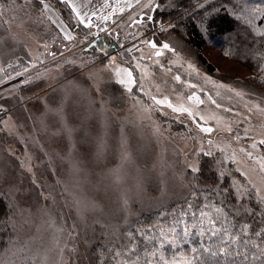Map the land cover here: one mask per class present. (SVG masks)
I'll return each instance as SVG.
<instances>
[{
    "label": "rangeland",
    "instance_id": "374dc122",
    "mask_svg": "<svg viewBox=\"0 0 264 264\" xmlns=\"http://www.w3.org/2000/svg\"><path fill=\"white\" fill-rule=\"evenodd\" d=\"M172 2L164 0L159 11H176ZM146 4L148 0L102 25L119 44L116 51L106 52L93 49L96 40L72 30L55 7L56 12L39 0H0V63L7 76L0 86V168L29 194L25 215L33 214L30 227L14 229L20 209L14 194L6 197L11 207L0 227H9V233L0 248V264H54L53 257H61L48 249L65 244L62 264H93L98 243L111 247L113 234L131 230L143 214L188 196L197 187V172L189 166L202 169L205 158L220 178H229L234 191L239 187L245 193L241 199L251 193L258 198L248 181L264 196L257 162L264 156L259 145L264 112L254 107L264 108V70L252 77L247 64L211 44L203 49L217 70L210 73L174 30L178 21L162 22ZM66 33L72 39H65ZM148 41L158 49L168 43L174 51L161 49L163 54L156 56ZM124 68L132 71L135 84L119 83L127 77L116 70ZM193 93L204 103L189 100ZM153 96L167 97L174 107L189 108L194 115L174 112ZM197 124L214 131L204 133ZM100 142L104 148L98 155ZM117 168L119 182L110 172ZM49 217L51 228L45 223ZM61 225L73 231L74 239L56 231ZM23 244L28 248L21 251ZM153 244L158 247L159 241ZM143 255L140 264L147 259L155 264V257Z\"/></svg>",
    "mask_w": 264,
    "mask_h": 264
},
{
    "label": "snow or ice",
    "instance_id": "6c2138e0",
    "mask_svg": "<svg viewBox=\"0 0 264 264\" xmlns=\"http://www.w3.org/2000/svg\"><path fill=\"white\" fill-rule=\"evenodd\" d=\"M39 2L44 8L49 7L48 4L44 3V0H39ZM62 2L75 12L80 24L88 28L94 26L92 24V17L87 16V13L82 14L74 0H62ZM137 2H139V0H137ZM206 3H208V0H202V2L201 0H197L192 7L203 8ZM162 6H164V0H159V2H157V0H148V4L145 5V7H151L152 10L155 11H159ZM169 6L177 7L179 5L177 0H173ZM117 8L120 12L124 11L119 5H117ZM235 8L238 9V11L234 10L233 12L228 13V15L236 21L243 22L244 24H251V20L246 15L249 12L253 16L257 14L264 15V9H250L246 0H235ZM213 11L219 13V9H213ZM92 15L95 16L96 13L93 12ZM85 17H87V20H85ZM109 18L110 16L100 17V19L105 21ZM146 19L154 20L155 18L147 16ZM168 27H174V25L169 24ZM101 31H104V29L101 28ZM208 31L209 29L206 28L205 32ZM256 31L258 35L264 36V31L259 29ZM234 32L241 37L243 42V33L236 29H234ZM65 39L70 40L72 37L66 33ZM147 43L151 48L157 49L155 52L156 56H161L163 54L161 49L174 51L168 43H163L162 46H160V49H158L157 43L154 41H148ZM128 51H132V49H128ZM225 54L227 55L228 53ZM112 62H115V57L112 58ZM137 67H139V65H137ZM2 70L3 69H0V71ZM116 71L118 75L123 72L127 77L126 80H119L120 84L132 85L137 82L130 69L124 68L117 69ZM9 79H11V77H9ZM175 79L179 81L180 77L176 76ZM0 83H3V81H0ZM221 87L227 86L221 85ZM128 91H132L131 87L128 88ZM229 91L234 92L236 96L243 95V93L234 89H229ZM217 95H219V93H217ZM152 99L157 104L167 103V106L172 108L174 112L187 113L189 117H193L194 115L189 108L183 106L174 107L172 103L167 100V97L158 100L153 96ZM188 99L195 100L198 104L204 103V101L195 93L188 96ZM209 100H211L213 104H216V101L213 100L211 96H209ZM216 106L220 107L219 104H216ZM254 107L261 112H264V108L259 104ZM249 110L251 111L252 109L250 108ZM228 111H231V109H228ZM201 119H203V117H201ZM197 127H199L204 133H211L214 131L212 127L200 124H197ZM227 130L231 131V126H228ZM123 142L124 141H122V143ZM209 143H211V141H209ZM259 145L264 146V139L259 141ZM252 147L256 148L257 144L253 143ZM103 148V142L98 143V155L102 154ZM241 151L245 150L242 148ZM208 154L211 155V153ZM246 154L250 158L253 156V153L250 151ZM124 155L125 159H128L126 152ZM232 159L234 160V157H232ZM257 162L259 165V172L262 174L261 179H264V156L259 157ZM72 166L79 171V161L74 160ZM189 167L193 172L199 171V169L195 167ZM110 172L115 176L116 182H119L122 179L119 168L110 170ZM248 183L251 185L252 189L257 192L260 204H264V196L259 195L260 189H258L251 181H248ZM235 191L240 194L238 197H235V199L239 200L245 196V193L241 192L239 187H236ZM9 193L16 196V207L20 209L17 214L18 219L13 224V228L15 229L17 226L21 229L25 228V226L30 227L33 214L27 212V215H25V212L27 211L25 204L28 201L29 194L16 184L6 170L0 168V206H3L4 208V211L0 212V224L5 223L4 218L9 215V209L11 206L5 202ZM225 193L231 195L230 190L227 188H224L223 190H220L219 188L209 190L207 196H203V192L199 189L190 191L188 196L184 198L182 204L174 206L170 210L172 220L167 231H165L159 224H149L147 226H141L135 231L129 230L121 233L118 236L113 234V239L109 241L111 247H103L102 253L100 254L103 255V253H107V256L103 259H101L100 256L97 257L99 264H140V256L137 253V248L139 247L137 234L147 242L144 247L145 256L155 257V264H264V209L258 211L257 208L245 207L244 204H240L239 207H236L234 204L231 209H228L223 201H213L211 198L213 195L219 196L224 195ZM200 196H203V199H200ZM189 197H191V199ZM45 199H47V197H45ZM40 211H42L45 216L49 215L46 209H40ZM249 217L255 218L252 223L248 222L247 218ZM45 223L49 228L54 226V222L50 217ZM75 227L76 225H73V230ZM156 227H160L159 235H149V230ZM39 230L40 229L38 228L37 231ZM56 231L60 234H66L69 238L74 239L73 231H66L63 225L58 226ZM31 239H34V237ZM156 240L159 241L158 247L153 244ZM55 244H60L59 238L55 239ZM149 245L153 246L154 250L149 251ZM165 245L177 250H179L181 245L192 246L187 248L185 252L181 253L180 259L176 258L175 253L171 259H167L165 257ZM67 247V244H65L64 248L53 247L48 249L50 254L54 253L61 257V260H55L53 257L54 264H62V257L65 248ZM26 248H28V245L23 244L20 250L23 251ZM69 251L72 250L69 249ZM144 264H153V261L147 259L144 261Z\"/></svg>",
    "mask_w": 264,
    "mask_h": 264
},
{
    "label": "trees",
    "instance_id": "16d2710c",
    "mask_svg": "<svg viewBox=\"0 0 264 264\" xmlns=\"http://www.w3.org/2000/svg\"><path fill=\"white\" fill-rule=\"evenodd\" d=\"M53 1L59 8L63 18L71 26L72 30L81 31L86 35V37L89 36L94 38L95 33L91 32L90 28H85L77 23L71 9L67 5H65L61 0ZM196 2L197 0H177L179 6H177L176 11H174L175 9H169L167 11L160 10L156 12L157 17L162 22L171 20H176V22L178 21L179 24L175 26L174 30L185 39L190 47L197 51L200 64H202L210 73H215L217 70L215 66L205 57L203 49H205L206 46L213 44L223 52L236 58L237 61L247 64L252 77L259 76L264 70V36L258 35L256 30L259 29L264 31V15L257 14L253 16L249 12L246 15L251 20V24H244L243 22L236 21L228 15V13H231L234 10L238 11V9L235 8V0H210L203 8H193L192 5ZM246 3L250 9H264V0H246ZM213 9H219V13L214 12ZM183 11L187 12L184 13ZM175 12H177V14ZM206 28L209 29L208 32H205ZM234 29L243 33V42L241 37L234 32ZM97 48L105 49L106 52H114L119 49V44L113 35L111 36L104 33L96 40V43L93 46V49L96 50ZM209 160L210 159L206 158L203 159L202 169H199L195 175L197 185L195 189L201 190L203 192V196H207L209 190L217 188L220 190H223L224 188L229 189L231 195L225 193L224 195H213L211 197L213 201H223L228 209H231L234 204L236 207H239L240 204H244L245 207L257 208L258 211L260 209H264V204H260L258 198L253 193L249 194L248 197L244 199H235L238 195L234 191L229 178H220L218 173L211 170ZM203 196H200V199H203ZM189 198L191 199V197ZM183 202L184 199L173 202L166 208L143 214L137 222V225L131 228V231H135L141 226H147L149 224H159L166 231L172 220L170 210L174 206H179ZM2 211H4V208L3 206H0V212ZM247 219L249 223H252L255 218L249 217ZM159 232L160 227H156L150 229L148 234L152 236L156 234V236H158ZM7 233H9V227H0V248L4 243ZM137 240L139 242L137 253L140 258H142L144 256V247L147 242L144 241L138 234ZM191 246L192 245H181L179 250H177L166 245L165 257L167 259H171L174 253L175 255L183 253ZM103 247H107L104 241L103 243L101 241L95 246V249L92 252L93 264H99L97 259L98 256H100L101 259L107 256V253L100 255ZM148 247H150V245Z\"/></svg>",
    "mask_w": 264,
    "mask_h": 264
},
{
    "label": "crops",
    "instance_id": "0c3cea01",
    "mask_svg": "<svg viewBox=\"0 0 264 264\" xmlns=\"http://www.w3.org/2000/svg\"><path fill=\"white\" fill-rule=\"evenodd\" d=\"M52 1L44 0L45 3H49L51 5H54V3H52ZM145 1L146 0H139V2H137V0H74L75 4L77 5L79 11L82 14L87 13V16L92 17L93 12H95L96 13L95 16L102 22V25L109 24V23L113 22V19L116 16L120 17L126 13L131 12L132 10L136 9L138 6L143 4ZM105 5H107V6H105ZM117 5H119V7H121V8H123L124 11L120 12L117 8ZM129 5H131V6H129ZM54 7L49 6V10L55 11L56 7L55 8ZM57 9H59V8H56V10ZM71 11H72V9H71ZM72 13H73V16H74L76 22H78L80 24L79 20L76 17L75 12L72 11ZM101 16H110V18L105 21V20L100 19ZM60 18H61V16H60ZM85 20H87V17H85ZM64 26H65V24H64ZM82 26H84V25H82ZM0 62H1V53H0ZM0 69H3L2 71H0V81H3V83H5L7 81V78H6L7 76H6V73H5L4 68L2 67L1 63H0ZM3 83H0V86Z\"/></svg>",
    "mask_w": 264,
    "mask_h": 264
},
{
    "label": "built area",
    "instance_id": "2783aa9c",
    "mask_svg": "<svg viewBox=\"0 0 264 264\" xmlns=\"http://www.w3.org/2000/svg\"><path fill=\"white\" fill-rule=\"evenodd\" d=\"M92 24L94 25L93 28L95 29L101 28L102 26V22L96 16H92ZM104 33V31H102L101 33L97 32L95 34V38H100Z\"/></svg>",
    "mask_w": 264,
    "mask_h": 264
}]
</instances>
